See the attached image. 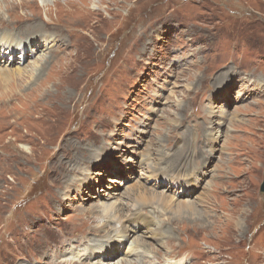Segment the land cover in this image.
<instances>
[{
	"label": "rangeland",
	"instance_id": "1",
	"mask_svg": "<svg viewBox=\"0 0 264 264\" xmlns=\"http://www.w3.org/2000/svg\"><path fill=\"white\" fill-rule=\"evenodd\" d=\"M91 1L0 0V264H264V0Z\"/></svg>",
	"mask_w": 264,
	"mask_h": 264
},
{
	"label": "bare ground",
	"instance_id": "2",
	"mask_svg": "<svg viewBox=\"0 0 264 264\" xmlns=\"http://www.w3.org/2000/svg\"><path fill=\"white\" fill-rule=\"evenodd\" d=\"M29 2H32L34 0H27ZM43 2V4H45L46 2L50 1V0H41ZM82 1V0H81ZM102 1V0H101ZM100 0H92V4L94 6V9H96L97 7H99V3H101ZM58 4V3H57ZM74 4H76L74 2ZM76 6H78L80 9L83 8V5H79V4H76ZM51 9V8H50ZM51 12V11H50ZM61 12V11H60ZM49 13V12H48ZM95 13V12H94ZM61 14V13H60ZM98 14V13H97ZM100 14V13H99ZM62 17V15H61ZM47 18V17H46ZM59 18V17H58ZM37 19V18H36ZM39 19V18H38ZM73 19V18H71ZM79 19V18H78ZM83 19V18H82ZM19 20V19H18ZM74 20V19H73ZM76 20V19H75ZM29 21V20H27ZM32 21V20H31ZM81 21V19H80ZM77 22V21H76ZM31 24V22H28ZM27 23V24H28ZM75 23V22H74ZM81 23V22H80ZM21 24V23H19ZM66 24V23H65ZM69 24V23H68ZM72 24V22H71ZM78 24V23H77ZM76 24V25H77ZM86 24V23H85ZM26 25V24H25ZM23 25V26H25ZM29 25V24H28ZM51 25V24H50ZM70 25V24H69ZM22 26V27H23ZM60 26V25H58ZM65 26V25H64ZM87 26V25H86ZM85 26V27H86ZM55 27V26H54ZM57 27V26H56ZM72 27V26H71ZM74 27H78L75 26L74 24ZM43 28L42 26V23L41 22H38L34 25H29V26H25V31L23 30L22 32H34V34H37L38 33H41L40 32V29ZM36 29H37V32H36ZM63 29V28H62ZM16 30V29H15ZM14 30V31H15ZM72 30V29H71ZM80 30V29H79ZM1 31L3 30H0V55L4 54L5 53V56H8V58H10L11 60L7 61V59H5L3 62L4 63H1L2 64L0 66V78H3L5 77L6 79L5 80H10L14 77H22V76H25L27 73L30 72V70L26 68H17L16 70L15 69H11V65L14 63V62H18L14 59V57H16V53L18 52H14V49L12 48L10 51L11 52H8L9 48H8V45H13L16 43H18L19 41L16 40V39H20L22 40L21 38H27L26 36L25 37H20L18 35H16V33L14 31H12V33H2ZM72 32V31H71ZM42 34V33H41ZM46 34V33H45ZM37 35H29V36H34L36 37ZM48 35V34H47ZM71 35V34H70ZM77 35V34H76ZM42 38V39H41ZM41 38H38V39H41L43 40L44 37H41ZM42 42V41H41ZM15 44V45H16ZM19 44V43H18ZM38 45V49L37 50H40L41 49V46H42V43L41 44H37ZM19 50V52H21V54L23 56H28V53H27V50H28V46L27 44L24 46V47H19V48H16V50ZM3 76V77H2ZM208 121L209 118H208ZM210 135H211V139H215V140H218V133L217 132H214V131H210ZM208 137V136H207ZM208 140H209V137H208ZM149 166V164H147ZM86 167L82 164V166H79L78 169L79 171L80 170H84ZM203 171V170H201ZM199 172V171H198ZM194 173L192 175V177L194 178L195 175L198 173ZM203 176V174H202ZM189 176L188 175H185V174H181V175H173L171 177V181L174 185H177L178 181H185L186 185H189V184H192V182H190L188 180ZM84 180V179H83ZM178 186V185H177ZM144 190V189H143ZM140 191V190H139ZM149 192V191H148ZM146 193V192H144ZM159 197L160 200H162L161 202L164 203V204H173L175 206L176 209H179V213L177 214L178 217L181 216V212L185 211V212H188V214L191 216V215H195L198 210L196 209V205L193 203V202H190L189 200L187 199H180V200H176L174 199V197H171L169 195H167L165 192L162 193L161 196H158V195H154V197ZM145 199V196L142 197ZM178 198V197H176ZM149 199V198H148ZM183 214V213H182ZM133 217L134 219H127V220H122L121 218L119 219H116V217L114 216H111V218L107 221V222H104L102 225L103 226H106L108 227V234L112 232H114L115 234L117 235H120L121 237H128V236H131L132 233H131V230L132 232H136V231H139V232H142L143 233H146L149 237L153 238L156 242L160 243L162 242V233H164L163 229L159 226L158 221H155L154 217L151 215H145L143 214L141 211H136L134 214H133ZM196 220H200L201 222H204L203 219H200V218H195ZM103 222V221H102ZM101 224V223H100ZM201 225V224H200ZM203 225V224H202ZM130 226H132V228H130ZM110 227V228H109ZM142 230V231H141ZM87 234L85 235H78L76 237L77 241L76 243H83L85 241L84 237L86 236ZM73 236L72 234H69L68 237H71ZM69 239H72V238H69ZM68 238H65V236H61V241L63 240H69ZM138 241V240H137ZM146 248V247H145ZM100 249V248H98ZM97 249V250H98ZM102 251L101 252H98V253H107L108 250H105V247H102L101 248ZM95 250V252L97 251ZM148 250V249H147ZM64 251V250H63ZM93 252V253H95ZM86 257H88L89 259L92 257L91 256V252L90 254H88ZM54 261L52 262V264H59L60 262H64L63 259H53Z\"/></svg>",
	"mask_w": 264,
	"mask_h": 264
},
{
	"label": "water",
	"instance_id": "3",
	"mask_svg": "<svg viewBox=\"0 0 264 264\" xmlns=\"http://www.w3.org/2000/svg\"><path fill=\"white\" fill-rule=\"evenodd\" d=\"M261 193L264 195V181H263V183L261 185Z\"/></svg>",
	"mask_w": 264,
	"mask_h": 264
}]
</instances>
